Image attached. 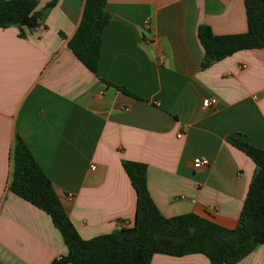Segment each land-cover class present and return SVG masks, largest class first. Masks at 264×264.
I'll list each match as a JSON object with an SVG mask.
<instances>
[{
  "label": "crops",
  "instance_id": "0c3cea01",
  "mask_svg": "<svg viewBox=\"0 0 264 264\" xmlns=\"http://www.w3.org/2000/svg\"><path fill=\"white\" fill-rule=\"evenodd\" d=\"M38 1L55 2L38 27L23 37L0 27V264H54L68 252L50 215L9 188L17 136L84 239L133 225L124 160L147 166L164 216L234 228L257 166L228 137L264 148V48L203 68L198 29L246 32L244 0H106L98 75L68 45L85 0ZM208 97L217 105L204 107ZM198 158L209 165L196 169ZM150 264L211 263L157 253ZM236 264H264V243Z\"/></svg>",
  "mask_w": 264,
  "mask_h": 264
},
{
  "label": "trees",
  "instance_id": "16d2710c",
  "mask_svg": "<svg viewBox=\"0 0 264 264\" xmlns=\"http://www.w3.org/2000/svg\"><path fill=\"white\" fill-rule=\"evenodd\" d=\"M54 3L51 1L39 10L38 0H0V27L16 26L23 37V30L38 27L45 10ZM244 4L246 32L217 35L210 26H199L198 38L205 50L203 68L241 50L264 48V0H244ZM105 5L106 0H85L80 24L68 42L75 55L96 75L102 33L109 21ZM228 140L257 166L234 228L223 227L192 212L164 216L150 195L147 166L124 160V171L137 193L133 225L84 239L67 215L51 179L20 136L16 137L12 152L9 188L49 214L61 232L68 252L54 264H150L157 253L172 256L202 253L211 264H236L264 243V148L240 135L229 136Z\"/></svg>",
  "mask_w": 264,
  "mask_h": 264
},
{
  "label": "built area",
  "instance_id": "2783aa9c",
  "mask_svg": "<svg viewBox=\"0 0 264 264\" xmlns=\"http://www.w3.org/2000/svg\"><path fill=\"white\" fill-rule=\"evenodd\" d=\"M145 26L146 27H149L150 26V23H149L148 20L145 21ZM217 103H218V99L216 97H208V98H205L203 100V106L206 107V108L207 107L216 106ZM179 136H180V134H179ZM208 165H209V160L207 158H198V159H196L194 161V167L196 169H200V168L206 167ZM92 168H94V166H92ZM69 196H70V198L73 197V195H69Z\"/></svg>",
  "mask_w": 264,
  "mask_h": 264
}]
</instances>
